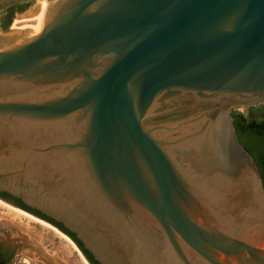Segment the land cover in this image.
<instances>
[{"label":"water","instance_id":"1","mask_svg":"<svg viewBox=\"0 0 264 264\" xmlns=\"http://www.w3.org/2000/svg\"><path fill=\"white\" fill-rule=\"evenodd\" d=\"M262 106L264 0H0V193L99 264H264Z\"/></svg>","mask_w":264,"mask_h":264},{"label":"rangeland","instance_id":"2","mask_svg":"<svg viewBox=\"0 0 264 264\" xmlns=\"http://www.w3.org/2000/svg\"><path fill=\"white\" fill-rule=\"evenodd\" d=\"M263 109L264 106L260 108L242 107L234 111L260 120L264 114L258 111ZM0 211L7 213V210L1 206ZM1 217L7 219L6 223L3 222L6 227L4 234H6L8 247L16 254L11 264H89L75 243L69 237L67 239V236L54 226L55 229L44 228L25 216L16 218L6 214Z\"/></svg>","mask_w":264,"mask_h":264},{"label":"trees","instance_id":"3","mask_svg":"<svg viewBox=\"0 0 264 264\" xmlns=\"http://www.w3.org/2000/svg\"><path fill=\"white\" fill-rule=\"evenodd\" d=\"M12 20L4 24L5 29H8ZM264 114V109L258 111ZM234 124L237 129V134L242 146L252 155L256 164L258 165L262 178L264 180V119L249 118L242 113L235 112L233 114ZM58 226L62 231L67 233L71 239L76 243L84 256L91 262V264H99L95 261L94 257L84 248V245L79 241L76 236L61 225L53 223Z\"/></svg>","mask_w":264,"mask_h":264},{"label":"flooded vegetation","instance_id":"4","mask_svg":"<svg viewBox=\"0 0 264 264\" xmlns=\"http://www.w3.org/2000/svg\"><path fill=\"white\" fill-rule=\"evenodd\" d=\"M28 7H29L28 4H25L24 6H23V4H16V5L10 7L6 11L5 16L1 20L3 27H4V24L9 22L10 20H13L15 16L22 15L28 9ZM10 27H11V25L9 26V28ZM234 113H235V111H234ZM261 119H264V117ZM0 201H2L5 204L10 203V204H12L18 208H21L25 212H29L30 214H33V215L38 216L40 218H43L47 221H50L51 223H54V221H52L51 219L42 215L41 213L26 207L21 202V200L16 199V198H14L8 194L0 193ZM2 215H6V214L4 212L0 211V264H11L12 261L14 260V257L16 256V254H15L14 250H11L8 247L6 234H4L6 232V227L3 225V222L6 223L7 219L2 218L1 217ZM1 224H2V226H1Z\"/></svg>","mask_w":264,"mask_h":264},{"label":"bare ground","instance_id":"5","mask_svg":"<svg viewBox=\"0 0 264 264\" xmlns=\"http://www.w3.org/2000/svg\"><path fill=\"white\" fill-rule=\"evenodd\" d=\"M0 206L3 207L5 210H7V214L8 216H12V217H28L30 219H33L35 222H37L38 224H41L44 228L47 229H51L54 228L53 226H51L49 223H46L45 221L39 220L38 218H34L33 215L31 216V214L29 215L27 212H23V210L17 209L16 207H12L10 205H7L5 203H3L2 201H0ZM4 212V211H3ZM7 218V217H6ZM55 229V228H54ZM66 237V236H64ZM68 239V236H67ZM70 241V240H69ZM76 245V244H75ZM79 249V248H78ZM82 253V252H81ZM84 256V255H83ZM86 259V258H85ZM87 261V260H86Z\"/></svg>","mask_w":264,"mask_h":264}]
</instances>
